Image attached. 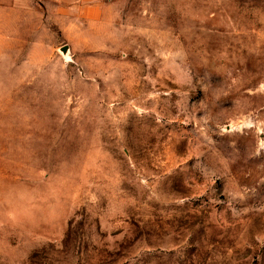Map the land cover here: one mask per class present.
I'll return each mask as SVG.
<instances>
[{"label": "rangeland", "instance_id": "1", "mask_svg": "<svg viewBox=\"0 0 264 264\" xmlns=\"http://www.w3.org/2000/svg\"><path fill=\"white\" fill-rule=\"evenodd\" d=\"M55 2L0 0V264H264V0Z\"/></svg>", "mask_w": 264, "mask_h": 264}, {"label": "crops", "instance_id": "2", "mask_svg": "<svg viewBox=\"0 0 264 264\" xmlns=\"http://www.w3.org/2000/svg\"><path fill=\"white\" fill-rule=\"evenodd\" d=\"M12 1H16V0H12ZM20 1H22V0H20ZM28 1V0H27ZM59 1L60 0H56V2L55 3H58L59 4ZM29 2L31 3L32 2V0H29Z\"/></svg>", "mask_w": 264, "mask_h": 264}, {"label": "water", "instance_id": "3", "mask_svg": "<svg viewBox=\"0 0 264 264\" xmlns=\"http://www.w3.org/2000/svg\"><path fill=\"white\" fill-rule=\"evenodd\" d=\"M61 51L65 53L67 51V48L63 47V48H61Z\"/></svg>", "mask_w": 264, "mask_h": 264}]
</instances>
